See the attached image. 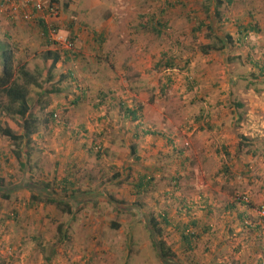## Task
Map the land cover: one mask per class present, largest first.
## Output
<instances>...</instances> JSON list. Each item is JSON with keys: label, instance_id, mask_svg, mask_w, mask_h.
Here are the masks:
<instances>
[{"label": "rangeland", "instance_id": "obj_1", "mask_svg": "<svg viewBox=\"0 0 264 264\" xmlns=\"http://www.w3.org/2000/svg\"><path fill=\"white\" fill-rule=\"evenodd\" d=\"M58 6L48 38L40 20L15 22L0 5V46L41 85L31 88L37 130L20 160L0 137V194L14 193L9 202L0 195V264H256L264 249V0ZM210 20L214 33L232 36V51L200 53ZM123 101L144 106L138 122L123 121ZM0 123L24 132L22 120L1 112ZM30 176L52 186L27 187ZM32 192L71 212L32 204ZM167 211L176 256L165 261L150 222ZM243 213L252 227H242ZM192 220L212 231L190 252L176 229Z\"/></svg>", "mask_w": 264, "mask_h": 264}, {"label": "trees", "instance_id": "obj_2", "mask_svg": "<svg viewBox=\"0 0 264 264\" xmlns=\"http://www.w3.org/2000/svg\"><path fill=\"white\" fill-rule=\"evenodd\" d=\"M54 5H58L59 0H52ZM223 5V2H219V6ZM68 7V4L66 5ZM216 11H219L217 9ZM209 26L207 28L210 31V34L207 36L208 40L206 43L202 44L199 51L201 54H210L211 52L216 51H232V45L228 46L227 44L233 43V38L230 34H225L223 36L214 33L215 27L214 24H211V20L207 22ZM205 24H202V27ZM40 26L42 28V32L45 37H49L50 32L45 23L41 21ZM202 29V28H200ZM222 31L221 28H219ZM55 32H58V29H54ZM158 32V30H155ZM72 46H74V38H70ZM99 45H102L106 39L103 36H96L94 39ZM1 54L0 57L2 59V70H0V112L1 114L7 115L12 117L13 119H20L23 121V134L15 133L11 128L7 126H3L0 123V137H5L9 141L14 144V147L11 151V154L18 160L21 159L22 156V143H29L31 141L30 137L36 133L37 128H32L31 124L33 123V116L30 114V100H31V88L32 86L41 87L38 82V79L32 75L29 71L26 70V67L15 65V57L14 54L9 51L4 46H0ZM73 50V49H72ZM68 52H62V55L68 59ZM73 56L77 57L76 55L72 54ZM46 58L54 59V63H57L60 59V53L49 51L46 54ZM167 68H175L174 63H168ZM52 80V78H49ZM103 96H99V100L103 99ZM81 100V97L78 96L76 103ZM99 102V101H98ZM144 106L137 104L136 106H129L124 101L120 103V114L122 116L123 121L136 123L141 119V112L143 111ZM22 123V122H21ZM241 147V146H240ZM239 147V149H240ZM132 149L135 151L136 148L132 146ZM30 153V152H28ZM3 155V154H2ZM1 155V157H2ZM4 156V155H3ZM99 157V155H97ZM21 164V163H20ZM23 167H26L25 164H21ZM29 179V180H28ZM34 179L32 176L27 178L26 186L32 187V185L37 187H43L41 189L47 190L48 187L52 186L49 182H33ZM112 180V179H111ZM145 180H142L144 182ZM36 183V184H35ZM43 185V186H42ZM74 185V183L70 182L69 187ZM68 191V189L66 190ZM68 192H66L67 194ZM31 200L32 204L44 201L46 203H55L57 207L64 213H70L71 208L68 204L64 201H56L51 199H45L42 194L31 193ZM73 195H77L76 191H73ZM1 195L2 201L9 202L13 199L14 193L3 192ZM18 197V195H16ZM243 197L239 199L240 205H245ZM236 207L235 204H232L230 209ZM251 208V207H249ZM246 214V213H245ZM243 213L240 215L239 222H241L242 227H249V222ZM1 217V213H0ZM171 215L170 212L167 211L164 215L158 217H153L150 222V229H151V237L155 242L154 245L156 247L157 252L160 254L162 259L168 261L176 256L175 249L168 244L165 238V232L168 228L173 227L172 220L170 219ZM209 217H207L208 219ZM116 226V225H115ZM251 226V225H250ZM62 226L59 227L61 229ZM180 233L182 247L190 250L193 252L197 249L198 244L200 241L208 235L209 232L212 231L211 225L206 224L203 222L200 224L196 220H192L185 224H179L178 228L176 229ZM258 248V247H257ZM259 249V248H258ZM264 252V249H263Z\"/></svg>", "mask_w": 264, "mask_h": 264}, {"label": "built area", "instance_id": "obj_3", "mask_svg": "<svg viewBox=\"0 0 264 264\" xmlns=\"http://www.w3.org/2000/svg\"><path fill=\"white\" fill-rule=\"evenodd\" d=\"M0 2L2 10L7 12L11 20L32 21L37 16L45 20L60 17L59 8L53 4L52 0H0ZM258 214L264 223V206L258 209Z\"/></svg>", "mask_w": 264, "mask_h": 264}, {"label": "clouds", "instance_id": "obj_4", "mask_svg": "<svg viewBox=\"0 0 264 264\" xmlns=\"http://www.w3.org/2000/svg\"><path fill=\"white\" fill-rule=\"evenodd\" d=\"M0 5H1V2H0ZM57 7L59 8V11H60V7L57 5ZM60 14H61V12H60ZM7 15V14H6ZM8 16V15H7ZM36 19H38V20H40V22L41 21H43V23H45L46 25H47V27H48V29H49V32H50V35H49V37L48 38H50L51 37V35H53V33H52V31H51V29H50V27H51V25L52 24H50V23H56L57 21H59V19H60V17L58 18V19H50V20H45L43 17H36L34 20H36ZM13 21H15V22H17V21H23V20H13ZM24 22H26V21H24ZM70 41V39H68L67 40V42H66V47L67 46H69V45H67L68 44V42ZM59 45H61V47H63L64 45H65V43H59ZM58 45V46H59ZM60 47V46H59Z\"/></svg>", "mask_w": 264, "mask_h": 264}, {"label": "crops", "instance_id": "obj_5", "mask_svg": "<svg viewBox=\"0 0 264 264\" xmlns=\"http://www.w3.org/2000/svg\"><path fill=\"white\" fill-rule=\"evenodd\" d=\"M244 212L247 214L248 212L246 210H244ZM252 227V226H251ZM255 234L252 236V238H255L256 236L259 235V233L261 232L260 230L262 229V226L255 228ZM257 251L261 252L258 248ZM258 256V257H257ZM255 255V258L257 260L256 264L260 263L263 264V259H264V252L259 253V255Z\"/></svg>", "mask_w": 264, "mask_h": 264}]
</instances>
